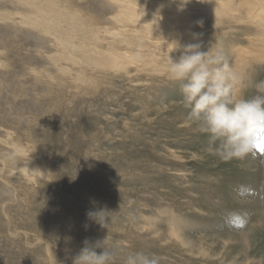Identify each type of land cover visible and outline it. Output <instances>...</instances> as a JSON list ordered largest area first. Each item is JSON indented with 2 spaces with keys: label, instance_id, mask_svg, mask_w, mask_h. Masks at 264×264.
I'll use <instances>...</instances> for the list:
<instances>
[{
  "label": "rangeland",
  "instance_id": "1",
  "mask_svg": "<svg viewBox=\"0 0 264 264\" xmlns=\"http://www.w3.org/2000/svg\"><path fill=\"white\" fill-rule=\"evenodd\" d=\"M262 3L0 0V264H72L86 239L114 248V264L135 251L264 264V152L215 155L167 73L173 43H200L254 94ZM97 207L106 228L86 217Z\"/></svg>",
  "mask_w": 264,
  "mask_h": 264
},
{
  "label": "clouds",
  "instance_id": "2",
  "mask_svg": "<svg viewBox=\"0 0 264 264\" xmlns=\"http://www.w3.org/2000/svg\"><path fill=\"white\" fill-rule=\"evenodd\" d=\"M168 56L167 73L179 84L188 118L214 146V154L223 160L244 158L264 152V80L248 84L222 50H201L200 43H173ZM243 85L238 95L237 89ZM111 211L104 207L88 210L86 217L106 228ZM99 250V251H98ZM117 251L104 240H85L71 258L72 264H114ZM122 264H160L159 257L144 251L129 252Z\"/></svg>",
  "mask_w": 264,
  "mask_h": 264
},
{
  "label": "bare ground",
  "instance_id": "3",
  "mask_svg": "<svg viewBox=\"0 0 264 264\" xmlns=\"http://www.w3.org/2000/svg\"><path fill=\"white\" fill-rule=\"evenodd\" d=\"M169 1V0H168ZM256 1V3L259 5V7H258V11L259 10H262L263 8L261 7V6H263V1L264 0H255ZM210 3H212L213 4V2H210ZM209 3V4H210ZM223 3H224V1H223ZM208 4V5H209ZM225 4H227V3H225ZM225 4H222V7H220L219 5L217 6L216 4H214V5H211V6H208V12H207V14L208 15H211V14H213V13H219V14H222L223 12H222V9L221 8H223V5H225ZM193 5V4H192ZM127 6V5H126ZM226 6V5H225ZM224 6V7H225ZM188 7V6H187ZM193 7V6H192ZM139 8V7H138ZM185 8V7H184ZM185 9H187V8H185ZM193 9V8H192ZM191 10V9H190ZM195 10V9H194ZM206 10V9H205ZM250 10V9H249ZM256 10V9H255ZM201 11V10H200ZM226 11V10H225ZM242 11H244V10H242ZM192 12V11H191ZM206 12V11H205ZM204 12V13H205ZM227 12V11H226ZM206 14V13H205ZM227 14H228V12H227ZM242 14H243V12H242ZM177 15V14H176ZM197 15H199V14H197ZM244 16L245 17H243V20L244 19H249V21H252V23H258V21H257V16H259V14H257L255 11L254 12H245L244 13ZM142 18V17H141ZM176 19V18H175ZM179 20V19H178ZM181 20V19H180ZM179 20V21H180ZM136 21H138V20H136ZM187 21H189L190 23H191V25L194 23V21L193 20H191L190 18H187ZM193 22V23H192ZM251 23V24H252ZM153 24V23H152ZM180 24V23H179ZM260 24V23H259ZM194 25V24H193ZM192 25V26H193ZM253 25V24H252ZM160 26V25H159ZM189 26V25H188ZM257 25H255V27H256ZM259 27V26H258ZM262 27H263V25H262ZM180 28H181V26H180ZM167 29V28H166ZM162 33H165L164 31H161ZM263 32H264V29H263ZM167 34V33H166ZM172 34H173V32H172ZM168 35V34H167ZM180 35V34H179ZM184 36H185V34H184ZM186 36H187V34H186ZM162 47V46H161ZM236 56H237V58H236V61H237V63H241L242 62V60H243V55L241 54V53H239L238 51H236ZM245 57V56H244ZM241 65L239 64V67H240Z\"/></svg>",
  "mask_w": 264,
  "mask_h": 264
}]
</instances>
